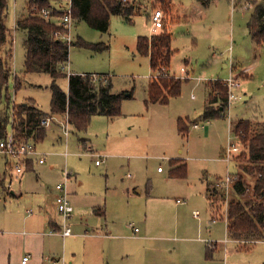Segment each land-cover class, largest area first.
I'll return each mask as SVG.
<instances>
[{
	"label": "rangeland",
	"instance_id": "obj_1",
	"mask_svg": "<svg viewBox=\"0 0 264 264\" xmlns=\"http://www.w3.org/2000/svg\"><path fill=\"white\" fill-rule=\"evenodd\" d=\"M181 1L185 0H175L176 3ZM236 1L238 4L233 11V18L238 13H243L244 10L250 11L253 8L250 6L243 9L242 4L245 0ZM250 1L252 2V0ZM27 2L28 0H8L6 22L9 33L14 39V58L12 61L14 68L8 84L9 88L4 92L3 105L6 102L5 98L8 92L13 102L16 101L15 103L18 104L28 100L29 104L36 103L43 111L50 113L52 107L51 85L54 77L49 72L27 73L25 71L26 47L24 42L27 38L24 41L25 33L16 29V17L18 21L19 17L28 14ZM137 4L138 8H141V12L134 16L133 21H128L119 14H111L109 28L106 31L91 26L86 20L74 18L71 29L74 42L81 39L92 44L105 43L108 44V48L97 50L80 44L71 45L68 60L70 68L68 66L63 68L64 74L56 78L59 86L64 90H68L69 69L74 73L109 74L113 83V92L127 94L131 91L133 93L131 99L123 100L122 114L115 117L96 114L92 117L89 128L84 132H77L72 128L67 148L69 155L67 157L53 153L50 150L54 149L45 147H52L54 139H57L59 132L56 127L48 130L46 139L42 145L38 143V146L42 151L48 154L52 153L48 158V163L56 162L63 169L67 165L68 171L72 173L77 170V164L83 165L89 175L85 186L97 188L103 183L108 184L110 200L117 201L116 205L119 209L128 206L130 208L120 214L118 218L121 224L128 226H126V232L132 233L133 231V228L129 227L130 223H134L140 229L145 228L144 220L147 216L157 223L163 220L173 221L178 219L180 223L186 222L190 225V228H194L198 225L199 220L194 211L199 210L202 216L206 217L209 214L208 210L210 211L211 205L204 194V185L201 183L202 173L206 170L209 171V175H212L210 176L211 180L214 179L213 176L215 175L226 176L228 173L235 175L242 164H247L249 156L242 153L247 149L243 142L236 137L232 128L229 140L226 136L225 141L228 143L225 149L231 142H238L240 152L234 156V160L227 162L222 158L223 155L220 157L221 160L207 158L208 156L218 155L220 151L219 145L216 146L217 151L213 150L214 145L220 140L218 131L212 132L208 138H205L206 135L201 138L199 133L201 134V130L204 128L202 124L208 127L209 123L191 113L190 121H187L190 126L187 141L182 138V135L176 129L173 116L176 113L184 112L182 110L187 106H193L201 100L205 94L204 88L208 79H227L217 76V74L222 71L219 64L221 60H228L229 62L234 60L231 50L233 40L230 37L231 26L234 22L230 17L225 16L227 21L225 22L222 19L224 24L220 25L222 26L220 29L213 28L210 30L209 25L202 28V22L184 23L187 22L185 19L172 20L170 19L172 16L168 21L169 26L164 21L163 27L157 32L167 31V27L173 31L172 48L174 54L171 60V71L169 70V72L176 76H184L183 67H185L190 72V77L183 78L181 92L176 96H172L168 103L147 107L149 104V102H146L149 83L152 79L160 82V78L158 80L152 78L153 73L149 58L147 55L138 52L137 38L139 35L152 34L150 15L155 9H163L164 12H167L169 0L163 2L162 0H137ZM234 5L233 0H229V10H232ZM223 6L228 7V5ZM6 49L7 45L3 46L0 49V55L3 56ZM237 52L242 55L240 57L241 61H238V70L242 69L240 66L249 67V65H252L253 70L251 73L253 76L247 78L248 75L245 76L244 73L237 75V78L243 82L246 95H243L241 89L238 91L243 96L241 95L239 100L230 104L224 124L228 125L229 122H235L239 118L258 117L255 120L257 130H262L264 128V44L262 48H254L252 53H249L247 43L246 45L242 44L237 48ZM186 59L189 60L188 63ZM216 65L217 67H215ZM218 66L220 68L219 72L215 74V77H211L210 75L214 73ZM15 70L17 73H15ZM14 77L15 80L18 78L21 82L18 89L15 87ZM192 95H195V98ZM56 115L59 119L61 118V115ZM192 121L199 122L200 127H195ZM219 122L223 123L222 120ZM110 131L111 134L109 135L111 137L106 140ZM85 136L93 141L94 150L106 152L105 154L110 153V157H108V154L104 157V161L108 157L107 162L101 166L95 164L96 159L99 157L95 159L94 156H91L90 149H87L84 145L83 138ZM123 136L140 140L143 148L141 159L134 158L133 152L108 149L109 146L117 147L118 145L114 142ZM56 145L61 144L57 142ZM171 157L185 159L188 168L187 175H172ZM113 160L115 161L112 163L108 177H106L102 172V167ZM5 161L6 159L0 156L1 178H3L5 171H8V175L10 174V170L8 168L6 170ZM134 161L138 162L139 165L137 166ZM159 166L163 167L164 172L158 171ZM128 173H132L134 177L140 179L142 192L134 194L133 186L130 187V191L124 188L130 180L129 177L125 176ZM27 177L28 179L31 177L34 179L33 173ZM247 177L254 184L255 178L249 174ZM42 179L50 186H55L58 182L64 181V177L57 179L56 175L43 177ZM6 184L8 183L2 184L0 182V214L4 212L5 206L10 209V206L16 208L18 204L23 214H26L27 202L19 201L16 203L17 200H13L15 205L5 203V197L7 201L11 198H18L14 196L12 190L10 192L5 188ZM16 187H18V183L15 184L14 182L12 189L15 190ZM15 193H17L16 190ZM177 198H185L187 203L179 204L176 202ZM224 205V199L216 202V206L222 213L225 211ZM33 210L35 213V208ZM249 247L258 248L260 253L264 254V236L255 243L249 244ZM18 250L22 251V248H18ZM28 252V250L25 251V253ZM260 257L262 258V256ZM59 261L65 263L64 256L58 261H53V263Z\"/></svg>",
	"mask_w": 264,
	"mask_h": 264
},
{
	"label": "crops",
	"instance_id": "obj_2",
	"mask_svg": "<svg viewBox=\"0 0 264 264\" xmlns=\"http://www.w3.org/2000/svg\"><path fill=\"white\" fill-rule=\"evenodd\" d=\"M55 1L56 0H51L52 5L55 4ZM181 2L176 3L175 0H169L170 7H168V11L165 12L164 19L167 26H169L168 21L172 16V18H170L172 20H179L181 18L187 21L184 23L193 22L194 24V22H202V28L209 25L210 30L213 28L220 29L223 20L225 22L227 21L225 16H228V18L230 17L232 22H234L232 23L230 32V37L233 40L231 50L234 60L230 62L228 60H221L219 64L222 71L218 73L217 76L229 78L231 75H240L244 73L245 76L248 75L247 78H251L253 76L251 73L253 70L251 68L252 65H249V67L240 66L242 69L238 70V61H241L240 57H242V55L237 52V48L247 43L249 45V53H252L254 48L263 47V45H259L251 36L248 23L255 11L256 5L261 4L264 6V0H252L254 4L252 10H244L243 13H238L234 18L233 9L229 10V0H185ZM223 5H228V7ZM139 9L141 12V8ZM53 20L59 23L60 17L54 16ZM16 29L25 33V41L27 38V31L18 28L17 17ZM167 31L172 34L173 43V31H171L169 27H167ZM145 35H150V33ZM1 56L2 55H0V57ZM147 57L150 61V57L148 55ZM186 62L188 63L189 60L186 59ZM67 66L70 68L69 61L66 63V67ZM215 67H217V65ZM169 70L171 71V64ZM219 70L220 68L218 66L210 76L215 77V74L219 72ZM151 71L153 73L152 68ZM15 73H17L16 70ZM211 80H214V78L208 79L204 88L205 94L197 104L187 106L182 110L184 112L176 113L173 116L176 129H178L182 138H185L187 141L190 126L188 124V131L182 133L178 128V120L182 118L186 123L190 120L191 113L203 119L201 114L204 112L208 103ZM241 83V92L243 95H246L242 80ZM68 90L65 91L68 92ZM194 96L195 95H192V97ZM127 99H131V97L126 98V100ZM27 101L28 100L24 102ZM219 103L220 101L216 104ZM156 104L166 103L149 102L147 107ZM34 105L42 110L38 104L35 103ZM228 105L223 115L220 117L204 119L209 123V126L207 127L205 124H202L204 128L201 130V134L199 133L201 138L204 137V135H206L205 138H208L212 132L218 131L220 134V140L213 148V150L217 151L218 149L216 146L219 145L220 151L218 155L207 157L211 160H221L220 157L223 155V151L228 143L225 141L226 136L229 140L231 130H233V121L229 122L228 125L224 124V121H226L227 109L229 107ZM257 118L258 117H251L249 119L255 122ZM221 120L223 123L219 122ZM194 123H198V126H195ZM193 125L198 128L200 127L199 122H193ZM52 127L58 128L59 137L57 136V139H54L52 147H45L54 149L50 150L53 153L67 157L69 154L65 152L68 151V146L60 122L54 121L49 127H46L45 133L41 138L37 139L35 134L31 137L36 141L37 145L38 143L42 145L46 139L48 130ZM109 134H111V131L108 133L106 140H109L111 137ZM83 139L84 145L87 149H90L91 156H94L95 159L100 154L104 155L106 153L94 150L93 141L90 138L85 136ZM57 142L61 145H56ZM114 143L118 145V148L109 146L108 149H120L122 151L133 152L135 155L134 158L137 159H141L143 156L141 153L143 149L142 144L138 138L123 136ZM51 154H47V161L42 164L30 162L26 172L21 177L14 175L12 171H10L9 175L8 171H5L3 173V178L0 176V182L2 184H5V182L8 184H13L14 182L15 184L18 183V187L15 189L17 193H13L15 190L12 189L11 186V190H13L12 193L18 198H11L12 200L10 199L7 201L5 197L6 204L11 203V205H15L13 200H17L16 203L19 201L28 203L25 209L26 214H23L19 204L16 208L10 206V209L5 206L4 212L0 214V264H264V254H261L258 248H250L249 246L241 248L237 244L235 238L229 235L228 216L225 211L222 213L216 206V202L213 201L210 191L215 179L223 176L215 175L213 176L214 179H212L214 181H212L210 179L212 175H209V171L207 170L202 173L201 183L204 185V194L211 203L210 211L208 210L209 214L206 217L202 216L200 211V216L197 217L199 218L197 226L190 228L188 223H180L178 219L173 221L163 220L157 223L147 216L146 220H144L145 228H139V230L136 231L134 229V227H136L135 224L130 223L129 227L131 226L133 231L129 233L125 230L127 225L121 224L118 221L120 214L130 209L129 206L119 209L116 205L117 201L110 200L108 184L103 183L97 188L85 186L89 175L86 173L83 165L77 164V170L74 173L70 172V177L66 182L68 193L74 206V214L69 221L73 234L63 236L58 232L62 227V217L54 200L56 194L55 186H50L42 178H47L52 175H56L57 179L64 177V169L67 168V165H64L65 168L63 169L61 165L56 162L48 163V158ZM107 154L109 155L108 157L111 156L110 153ZM107 154L105 155L107 156ZM108 157L104 162L95 164L101 166L107 162ZM175 158L179 159V163L187 167V162L181 157H171L170 160ZM114 161L115 160L110 161L102 167V172L106 177H108ZM134 163L137 164V166L139 165L138 162L134 161ZM172 165L173 162L171 167ZM158 171L164 172V169ZM186 171H188V168ZM32 173L34 179L32 177L28 179L27 176ZM125 176L129 177L130 180L126 183L124 188L130 191V187L133 186L134 194L143 191L140 185V183H142L140 179L134 177L132 173L125 174ZM8 184L5 185L7 190L9 189ZM20 196L21 198H19ZM178 199L184 200V202L178 201ZM176 202L179 204H186L187 199L177 198ZM29 207H34L35 213L33 208L32 213L29 214ZM150 223H152L151 226ZM18 248H22V251L18 250ZM27 250L29 252L25 253ZM27 254H30V258L26 263H23L22 259ZM62 256L65 258V263H61L60 261L53 263V261L62 258ZM260 256H262V258Z\"/></svg>",
	"mask_w": 264,
	"mask_h": 264
},
{
	"label": "trees",
	"instance_id": "obj_3",
	"mask_svg": "<svg viewBox=\"0 0 264 264\" xmlns=\"http://www.w3.org/2000/svg\"><path fill=\"white\" fill-rule=\"evenodd\" d=\"M164 0H162L163 2ZM73 15L75 19L86 20L91 26L106 31L109 28L111 14L124 16L128 21H133L134 15L140 12L137 0L123 2L122 0H73ZM8 0H0V49L7 45L0 57V139L8 135L11 122L12 106H15V130L19 138H30L33 133L36 138H41L45 133L44 126H38L43 116L51 114L63 115L68 111L72 128L77 132L86 131L96 114L110 117L122 114V102L132 97L130 91L126 93L113 92V83L100 82L98 85L92 81L90 74L72 73L68 75L69 90H63L56 81L62 76L63 68L69 60L70 46L80 44L97 50L108 48V44H92L84 40L68 42L56 34L64 30L60 23L53 20L58 13H52L50 18L39 14L43 8H51V0H28L27 15L18 18L19 29L27 31L25 41L27 72H49L54 77L52 82L51 111L40 110L29 102L15 103L7 92L6 102L3 105L5 90L9 88V81L13 75V45L14 39L9 33L6 22ZM169 5H167V8ZM251 36L259 45L264 44V6L256 5L255 11L248 23ZM172 34L160 31L151 35H139L137 50L140 54L150 57L153 71H159L163 65L170 67L174 50L172 48ZM15 80V77H14ZM183 79L161 77L160 82L152 79L148 87L147 102L168 103L172 96L181 92ZM21 82L15 80L18 89ZM208 103L201 114L203 119L220 117L228 105V89L222 79L210 81ZM220 101L219 104H216ZM190 121V120H189ZM234 132L243 142L246 149L242 153L249 156L247 164H242L235 174L233 190L230 192L228 207V231L235 239L259 240L263 237L264 230V128L257 130V125L252 119L243 118L232 123ZM178 128L182 133L188 131V123L179 118ZM172 175H186L187 167L179 163V159L171 160ZM255 178L254 184L247 175ZM214 202L224 199V194L215 187L210 189ZM216 197V198H215ZM244 199V200H243ZM255 243V242H253Z\"/></svg>",
	"mask_w": 264,
	"mask_h": 264
},
{
	"label": "built area",
	"instance_id": "obj_4",
	"mask_svg": "<svg viewBox=\"0 0 264 264\" xmlns=\"http://www.w3.org/2000/svg\"><path fill=\"white\" fill-rule=\"evenodd\" d=\"M123 2H132L133 0H122ZM233 3L235 4L232 8L233 11L235 9V6L238 4L236 0H233ZM73 0H56L55 4L52 5L51 8H43L39 14L50 18L52 16V13H58L60 14V21L59 23L63 26L64 30H58L56 31V34L63 37L64 39L68 40V42H73V36H72V26L74 23V15H73ZM254 7V4L250 0H245L242 4L243 9H246L248 7ZM151 29L152 34L156 33L157 30L161 29L163 27V22L165 19V12L163 9H155L151 16ZM66 68V65L64 66ZM69 68V67H68ZM184 76H176L174 74H170L169 68L165 65L160 67L159 71H153L152 78L159 79L163 76L167 77H176V78H189L190 72L183 67ZM72 70H68V75H71ZM83 75L90 74V77L92 81L96 85H98L100 82H107L111 79V76L109 74H100V73H81ZM237 75H231L227 79H223L225 86L228 89V106L230 107V104L233 101L239 100L241 98V94L238 92L241 89L242 83L239 78H237ZM15 106H12L11 110V122L9 124V132L8 135L4 138L0 139V156L6 159V165L7 168L14 172V175H17L21 177L27 170L28 164L30 162H37V163H44L47 161V152L42 151L39 146L37 145L36 141L30 137L28 139L26 138H19L17 136L16 130H15ZM54 121H58L61 124L62 132L65 136V141L68 146L69 137L71 135V129L72 125L69 121V114L68 111L61 115V118L59 119L56 114L46 115L43 116L40 119L39 127H49ZM195 126H198V123H194ZM235 133V132H234ZM236 135V133H235ZM237 138L238 135H236ZM240 152V146L238 142H231L229 146L224 150L222 158L226 160L227 162H231L234 160V156ZM65 153H68L66 151ZM103 156V157H102ZM99 158L96 159V163L100 164L104 161L105 154H100L98 156ZM158 170H163L162 166H159ZM64 181H60L55 185L56 194L54 197L56 206L61 214L62 222H61V230L58 232L62 234L63 236L71 235L73 234L72 227L70 225V219L74 214V206L71 201L70 195L68 193L67 189V180L70 177V171H68L67 168L64 169ZM235 175H231L228 173L226 176L220 177L215 179L213 183V187H215L218 191H220L222 194H224V200H225V212L228 216V207H229V200H230V192L233 190V180L235 179ZM11 186L12 183L8 184V190L11 192ZM178 201L184 202V200L178 199ZM32 208L28 209V213H32ZM194 214L199 217L200 211L195 210ZM134 229L137 231L139 230V227H134ZM237 241V244L239 247L244 248L249 246V244H252L253 242H256L257 240H249V239H235ZM30 258V254H27L23 257L22 262L26 263L27 260ZM59 260V259H58ZM55 260V261H58Z\"/></svg>",
	"mask_w": 264,
	"mask_h": 264
},
{
	"label": "water",
	"instance_id": "obj_5",
	"mask_svg": "<svg viewBox=\"0 0 264 264\" xmlns=\"http://www.w3.org/2000/svg\"><path fill=\"white\" fill-rule=\"evenodd\" d=\"M12 192H13V190H12ZM13 193H15V191Z\"/></svg>",
	"mask_w": 264,
	"mask_h": 264
}]
</instances>
